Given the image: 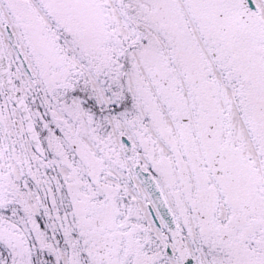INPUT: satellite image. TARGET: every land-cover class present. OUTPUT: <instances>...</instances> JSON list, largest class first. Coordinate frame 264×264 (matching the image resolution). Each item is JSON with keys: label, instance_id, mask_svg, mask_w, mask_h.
Instances as JSON below:
<instances>
[{"label": "snow or ice", "instance_id": "6c2138e0", "mask_svg": "<svg viewBox=\"0 0 264 264\" xmlns=\"http://www.w3.org/2000/svg\"><path fill=\"white\" fill-rule=\"evenodd\" d=\"M0 264H264V0H0Z\"/></svg>", "mask_w": 264, "mask_h": 264}]
</instances>
